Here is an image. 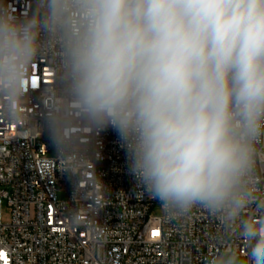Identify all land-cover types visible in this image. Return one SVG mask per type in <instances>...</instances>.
Returning <instances> with one entry per match:
<instances>
[{
  "label": "clouds",
  "instance_id": "1",
  "mask_svg": "<svg viewBox=\"0 0 264 264\" xmlns=\"http://www.w3.org/2000/svg\"><path fill=\"white\" fill-rule=\"evenodd\" d=\"M40 6L43 14L20 18L0 0V83L19 94L47 41H57L59 92L93 128L117 132L129 175L162 214L202 207L236 220L252 200L264 138V0ZM61 120L53 115L54 143ZM242 234L246 260L229 253L222 264H264V227L247 223Z\"/></svg>",
  "mask_w": 264,
  "mask_h": 264
},
{
  "label": "built area",
  "instance_id": "2",
  "mask_svg": "<svg viewBox=\"0 0 264 264\" xmlns=\"http://www.w3.org/2000/svg\"><path fill=\"white\" fill-rule=\"evenodd\" d=\"M4 6L20 18L44 12L40 0ZM59 58L60 44L48 40L19 94L0 83V264H222L229 253L244 257L243 226L264 227V138L247 185L252 200L236 220L224 223L202 207L153 218L159 204L129 175L117 132L93 128L59 92ZM54 114L62 116L58 143Z\"/></svg>",
  "mask_w": 264,
  "mask_h": 264
},
{
  "label": "rangeland",
  "instance_id": "3",
  "mask_svg": "<svg viewBox=\"0 0 264 264\" xmlns=\"http://www.w3.org/2000/svg\"><path fill=\"white\" fill-rule=\"evenodd\" d=\"M10 215H11V211L10 209L4 205V207L2 208V219H3V223H8L10 221ZM151 216L153 218H158V219H163L165 217L164 214H162L161 210H160V205L156 206L152 211H151ZM226 255H224L221 259V263L224 259ZM242 259H245L244 257H242Z\"/></svg>",
  "mask_w": 264,
  "mask_h": 264
},
{
  "label": "snow or ice",
  "instance_id": "4",
  "mask_svg": "<svg viewBox=\"0 0 264 264\" xmlns=\"http://www.w3.org/2000/svg\"><path fill=\"white\" fill-rule=\"evenodd\" d=\"M153 235H154V236H155V235H158V233H157V232H154Z\"/></svg>",
  "mask_w": 264,
  "mask_h": 264
}]
</instances>
